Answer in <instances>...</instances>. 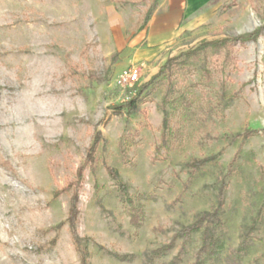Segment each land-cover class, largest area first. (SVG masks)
Here are the masks:
<instances>
[{
	"label": "rangeland",
	"instance_id": "obj_1",
	"mask_svg": "<svg viewBox=\"0 0 264 264\" xmlns=\"http://www.w3.org/2000/svg\"><path fill=\"white\" fill-rule=\"evenodd\" d=\"M152 1L0 0V264H81L78 250L87 264H192L199 236L181 253L176 234L214 208L228 171L226 250L260 209L264 0H208L171 42L148 47L142 23ZM250 34L233 43L229 65L208 58L204 66L200 56L179 77L190 113L167 107L179 136L174 148L156 153L164 82L136 113H117L128 91L116 83L122 71L135 69L143 83L201 41ZM146 52L152 56L140 58ZM213 156L188 181L186 164ZM128 197L141 209L137 228ZM262 222L261 239L241 264H264Z\"/></svg>",
	"mask_w": 264,
	"mask_h": 264
},
{
	"label": "trees",
	"instance_id": "obj_2",
	"mask_svg": "<svg viewBox=\"0 0 264 264\" xmlns=\"http://www.w3.org/2000/svg\"><path fill=\"white\" fill-rule=\"evenodd\" d=\"M160 0H153L147 8L142 27H146L147 23L151 19L155 10L157 9ZM141 27V28H142ZM255 34L244 35L233 40H216V41H201L196 47L190 48L184 52H180L175 56H171L160 65L157 71L151 76V78L143 83L136 81L127 90L124 99L120 102V105L116 107L117 113H126V115H132L138 111L139 104L143 101L145 96L152 94L163 82L165 87L164 94L160 101V109L162 111V133L161 143L156 147V153L161 152V148L166 151L175 147L179 136L178 132H174L171 127L170 114L167 111L168 106L176 107L182 105L185 115H188V98L179 88V77L185 73H189V65L192 59H196L202 56V62L204 66H207V59H214V62H221V68L229 65L233 58L230 56L232 45L236 41L242 43L243 41L252 40ZM203 75L209 78V71L203 67ZM177 95V97H176ZM175 97V98H174ZM250 131L247 132V135ZM245 135V137L247 136ZM248 137V136H247ZM98 136L94 139L92 145V151L95 152L98 145ZM123 148V147H122ZM121 148L122 156L124 157L125 151ZM215 156L204 158L201 160H193L189 164H186V174L188 175V181L192 180L196 174L203 170L208 164L214 162ZM234 160L229 164L228 168L232 167ZM109 177L115 181L117 187L125 192V186L120 182L119 174L112 169L107 168ZM229 172L219 180L218 190L216 194V204L214 208L209 212H202L195 217L192 224L182 227L176 234V239H181L182 252L186 249L187 245L192 241L194 235L199 236V246L194 252L192 264H241L247 257L250 247H252L257 240H260V233L262 230V219L264 218V167L261 169V179L263 182L262 194L263 201L260 209L257 211L254 218L250 220L249 224L242 227L239 234V241L235 248L224 247L225 239V215H226V199L225 191L228 188L227 178ZM129 198V197H128ZM126 204V213L129 216L130 224L137 228L139 225V215L141 209L138 204L132 201L130 198L124 203ZM75 210H73L74 212ZM72 216L70 215V218ZM74 219V218H73ZM73 227V226H72ZM72 237L75 242V246H78V238L72 228ZM172 245L163 247L155 252L150 258V262L164 257L168 251L172 248ZM80 253L81 264H87L86 257L81 250ZM148 262V263H150ZM147 264V263H145Z\"/></svg>",
	"mask_w": 264,
	"mask_h": 264
},
{
	"label": "crops",
	"instance_id": "obj_3",
	"mask_svg": "<svg viewBox=\"0 0 264 264\" xmlns=\"http://www.w3.org/2000/svg\"><path fill=\"white\" fill-rule=\"evenodd\" d=\"M208 0H163L157 7L145 29L147 32V46H162L171 42L181 33L180 22L204 5ZM162 6H165L164 10ZM163 10L160 13V10ZM187 15V16H186ZM159 48V47H158ZM152 54L146 52L140 55L148 59Z\"/></svg>",
	"mask_w": 264,
	"mask_h": 264
},
{
	"label": "built area",
	"instance_id": "obj_4",
	"mask_svg": "<svg viewBox=\"0 0 264 264\" xmlns=\"http://www.w3.org/2000/svg\"><path fill=\"white\" fill-rule=\"evenodd\" d=\"M136 81H138V72L135 69L122 71L116 79L117 85L124 89L129 88Z\"/></svg>",
	"mask_w": 264,
	"mask_h": 264
}]
</instances>
